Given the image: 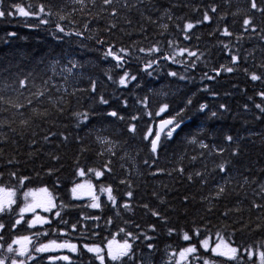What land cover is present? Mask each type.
I'll return each mask as SVG.
<instances>
[{
    "label": "trees",
    "instance_id": "16d2710c",
    "mask_svg": "<svg viewBox=\"0 0 264 264\" xmlns=\"http://www.w3.org/2000/svg\"><path fill=\"white\" fill-rule=\"evenodd\" d=\"M31 2L24 0L25 4ZM52 2L62 10L58 14H71L75 24L59 21L58 16L47 17L50 20L47 25L38 24L34 18L24 21L18 15L0 18V95L15 100L18 89L27 96L36 91L33 85H40L51 77L48 92L40 103L34 105L38 112L47 111V119L34 115L30 108L20 110L24 113L23 117L12 108L0 112V121H7L0 126V173L4 174L0 177V183L18 189L17 205L13 206L17 211L18 206L23 204L22 193L26 189L46 186L57 197V209L47 216L51 220L50 224L28 228L26 223H22L12 229L11 225L17 218L15 212L0 215V222L6 225L4 230H0L3 236L0 240V259H5V264H11L14 253H8L6 248L20 236H31L33 240L29 250L36 259L26 264H50L48 257L56 254L35 253V246L51 240L103 246L113 236L116 241L122 242L126 237L120 232L121 228L126 232L152 237L144 240L141 235L135 241L136 256L128 264H171V261H166L170 253L179 251L189 243L199 246V239L186 242L181 238V230L191 235L197 227L203 230V236H214L218 230L225 235L233 234L234 246H241V249L248 245L255 248L258 243L264 249V243H260L264 242V228L256 229L257 223L264 222L258 219L264 213L251 208L253 200L264 203V199L256 195L260 184H264V114L255 107L256 104L264 105V99L258 95L264 91V82L252 81L244 71L248 69L249 72L264 74V68L260 67L264 64V40L256 33L243 32L242 29L246 16L253 17L257 31L264 27L261 13L250 11L249 0H144L143 3L130 0L136 5L131 9L125 8L124 0H120L119 4L113 5L117 8L118 16L112 18L101 12V0H97L95 5L86 0V11L83 13L79 11L80 5H73L68 0ZM13 3H20V0H0V10H12ZM213 4L217 6L215 13L210 11ZM259 6L264 7V3ZM73 8L77 11L73 12ZM165 9L170 11L172 20H168L164 14ZM205 11L209 12L211 21L197 25L190 32L191 38L185 40L181 32L184 23L202 20ZM141 12L156 23L143 19ZM221 16L225 19L221 20ZM124 17L133 21L131 27L125 23ZM57 22L66 31L78 29L82 35L64 36L62 41H58L55 37L63 34L58 35L55 31ZM110 22H115L117 27L105 31ZM26 23L38 26L29 28L25 26ZM85 23L88 24L87 30L84 28ZM141 24L146 31H139ZM162 24H168L166 31L160 26ZM225 26L234 33L233 36L220 35L217 29L222 30ZM11 32L16 33V36H8ZM238 35L242 36L239 40L236 39ZM97 40L106 43L101 46ZM169 40L175 41L179 47L203 52L204 56L194 68L161 59L148 70L152 73L148 75L142 69L150 57L140 53L139 47L147 48L159 41L163 52H171ZM221 41L229 44L231 51L240 57V62L232 73L222 71L215 79L203 78L205 73L215 75L213 68H219L222 64L230 65L231 57L224 54L225 50L219 43ZM109 44H115L117 48H128L130 45L136 48L133 55L126 58L125 69L137 79L127 87L118 83L123 70L113 67L116 62L111 57L102 58ZM178 59L185 60L186 57ZM70 60L78 65L72 68L71 73L65 70L71 68ZM169 72H177L187 79L169 76ZM29 73L32 75L29 76ZM25 77L28 78V88L20 89L19 80ZM92 81L96 82L95 93L91 91ZM205 86L207 91L203 90ZM100 96L109 103L99 104L97 101ZM189 99L192 101L190 105ZM21 102L26 101L21 97ZM164 104L169 106L168 109L156 116L155 113ZM202 104L207 105L204 112L199 111ZM221 105H225L226 109H221ZM59 108L65 109L63 115L59 113ZM89 108L97 115L86 126L81 124L77 127V118L72 113ZM180 109H185L184 124L171 140L164 141L159 158L149 168L144 161L148 159L151 163L150 144L144 140V136L149 127L155 131L158 121L171 118ZM113 110L124 119L100 115ZM212 112H216L217 116L212 117ZM132 116L138 119L133 121ZM257 116L261 118L257 119ZM21 119H28L29 125H21ZM130 124H135V133L129 132ZM45 135H49L47 142L44 140ZM226 135L233 136V142H227ZM98 137L108 142L101 143ZM192 138L197 143H189ZM33 140L36 143L33 144ZM201 140L210 146L223 148L224 152L217 154L211 151V147L200 148L198 142ZM234 149L239 151L237 156L232 155ZM100 153L103 155H98ZM194 156L196 160L192 159ZM9 160L13 162L9 164ZM109 160L113 172L100 180L92 174L84 177L77 175L79 167L97 168ZM220 163L226 164L227 175L218 171L216 166ZM156 168L164 169V172L151 175ZM180 168L185 170L183 174L178 171ZM49 169L53 170L51 175L48 174ZM12 171L32 179L21 187L18 181L9 176ZM197 171L203 173L207 184L202 185L199 177L188 180V175ZM245 176L249 177L250 183L241 188ZM89 179L97 186V192L100 185H111L118 205L127 200L131 210L114 208L103 195L100 197V209L87 207L90 203L88 200L73 199L71 188ZM121 180L129 181L131 189L128 184H121ZM216 184H223L226 194L221 199H212V210L208 211L210 205L203 197L214 193ZM128 190L134 193L130 200L125 195ZM153 192L157 196H153ZM185 196L189 198L187 202L184 201ZM61 203L69 207L60 208ZM143 204L157 210L166 219L153 217L142 207ZM229 208L233 211L225 217L223 213ZM57 210L61 212V217L54 216ZM84 216L99 219H84ZM61 218L68 223H61ZM109 218L111 224L107 222ZM249 221L248 228L241 231L242 223ZM72 224L77 225L75 232L72 231ZM150 225H155V231L150 229ZM169 228L176 231L169 235ZM53 230H64L67 235H60L59 231ZM37 232L48 234L33 235ZM93 232L95 236L91 235ZM83 235H88L89 239L84 241ZM149 243L154 246L152 249L147 247ZM200 253L211 256L202 249ZM62 254L72 257L73 264H81V261L83 264H99L89 253L81 256L66 251ZM196 264H202V261Z\"/></svg>",
    "mask_w": 264,
    "mask_h": 264
},
{
    "label": "snow or ice",
    "instance_id": "6c2138e0",
    "mask_svg": "<svg viewBox=\"0 0 264 264\" xmlns=\"http://www.w3.org/2000/svg\"><path fill=\"white\" fill-rule=\"evenodd\" d=\"M73 5H80L79 11L85 12L86 11V0H68ZM88 3H91L95 5L97 3V0H87ZM144 0H137V3H143ZM227 2V0H225ZM120 0H101V12L107 13V15L111 16L112 18H116L118 16V11L116 7H113L115 4H119ZM261 3H264V0H249L250 4V11L254 12H260L262 17H264V7H260L259 5ZM23 5V6H22ZM136 5L134 3H130V0H124V7L125 8H134ZM54 9H58V5L53 3L52 0H32L31 3H24V0H20V3H13L12 10H9L7 12L0 10V18L5 16H20L24 18H34L38 20V24L47 25L50 23V20L47 19V17L50 16H58L59 21H68L70 24H75L74 17H71V14L65 15V14H58L59 11H62L58 9V11H54ZM77 11V9L73 8V12ZM210 11L212 13L217 12V6L215 4L211 5ZM164 14L167 16L168 20H172L173 17L168 9L164 10ZM141 17L145 20H147L149 23L155 24L156 21L153 20L150 16H145L143 12L140 13ZM235 15V14H233ZM212 17L209 15L208 11H205L203 14L202 20H197L194 23L191 21H186L183 25V28L181 29V32L183 33V38L185 40H189L191 38L190 32L192 29H194L197 25L210 22ZM221 20L225 19L224 16L220 17ZM125 23H127L130 27L133 25V21L131 19H128L127 17H124ZM26 27L32 28L37 27L38 25H32L30 23L25 24ZM165 31L168 29V24H162L160 25ZM117 24L115 22H110L109 26L105 29V31H111L112 29L116 28ZM84 28L88 29V24H84ZM243 32H252L256 33V35L260 36L262 40H264V35H261V33H264V27L260 28L259 31H257V26L253 22L252 16H246L243 19V25H242ZM220 33V35L225 37H231L234 35L232 31L229 30L227 26L223 27L222 30L217 29ZM55 31L57 33H62L63 36H57L55 39L58 41H62L64 36H81L82 32L80 30L75 31H66L65 27L57 22L55 24ZM139 31H146L143 24H141ZM128 35H131V33H127ZM163 35V33H161ZM8 36L15 37L16 33L11 32L8 33ZM242 36L238 35L236 36V39H241ZM145 39H147V36H145ZM97 43L103 46L106 41L104 40H97ZM220 46L225 50L224 54L231 57L230 65L222 64L219 68H213L212 72L215 73V75H210L208 73L204 74L203 78L212 80L216 77L221 75V72H227L232 73L234 70H236V66L240 62V57L237 54H234L228 43H224L223 41L219 42ZM136 42L133 41V45H135ZM133 45H130L128 48L125 47H119L117 48L115 44H109L106 50L102 53L103 59H108L111 57L113 61L116 63L114 64V68L123 70V75L119 78V85L123 87H127L128 84L131 81H134L137 79L136 76L131 75L130 73L125 69V65L127 63L128 57L132 56L133 53L136 51V48L133 47ZM168 47L172 49L171 52H163V49L160 46L159 41H157L155 44H152L151 46L145 48V47H139L138 51L140 53L145 54V56L150 57L146 63L143 65V71L147 72L148 75H152L151 72H149V69H152L154 65H157L161 59L169 61L171 63H180L184 64V66L187 67H195L196 62L204 56L203 52H199L198 50H191L188 47H179L175 41L169 40L168 41ZM162 53V55H160ZM178 57H186L185 60H180ZM194 57L195 59L189 60L187 58ZM139 58V57H137ZM245 59H247L245 57ZM58 63V61H57ZM69 63L71 64V68H66L65 70L69 73H71L72 68L77 67V62L74 60H70ZM260 67L264 68V64H261ZM245 73L249 76V78L252 81H261L264 82V74H257L255 72H249L248 69H244ZM32 74L29 73V76ZM169 76L172 77H179L181 80L187 79L186 76L181 75L177 72H169ZM109 79H112L111 76H109ZM28 78L25 77L24 79L19 80V88L20 89H27ZM51 82V77L48 79L43 80L42 84L40 85H33V87L36 88V91L30 92L29 95L25 96L24 92H20L18 89L16 90L18 95L15 100L13 99H6L5 96L0 95V106L6 105L7 107H0V112L8 111V108L15 109L17 113L20 114L21 117H23L24 113L20 112L21 109H31V112L34 115H40L42 117H45L47 119L48 113L47 111L38 112L37 108L34 106L37 103H40L42 101V98L46 95L48 92V87ZM115 82V81H113ZM53 87L55 85H52ZM204 91H207V86L203 89ZM91 91L95 93L96 91V82L92 81ZM258 95L264 99V91H261L258 93ZM21 97L26 102H21ZM101 105H107L109 101L105 99L103 96L99 97V100L97 101ZM146 103V101H145ZM192 103L191 99L188 100V104L190 105ZM168 105L164 104L160 107L159 111L155 113L156 116H160L161 113H164L168 109ZM187 107V106H186ZM221 109H226L225 105L220 106ZM247 108V106H245ZM255 107L259 109V112L261 114H264V105L262 104H256ZM207 108V105L202 104L199 108L200 112H204ZM59 113L61 115L64 114L65 109L59 108ZM184 112L185 109H180L179 112H177L174 116L168 119H162L160 121L158 129L154 131L152 127H149L147 134L144 136V140L149 141L150 147L149 152L151 153V163L148 159L144 161V164L148 166L149 168H152L156 160L159 158V150L163 146L165 140H171L174 135L178 132L179 129H181L182 125L184 124ZM74 117L77 118V127H80L81 124L87 125L88 122H90L91 118L97 113L89 108L88 110H85L83 112H74L72 113ZM100 115H107L109 117H116L119 119H124L123 117H118L117 111H108L107 113H100ZM149 116H151V113H148ZM212 117H216L217 113L212 112ZM260 116H257V119H260ZM131 119L133 121L137 120V116H132ZM7 123V121H0V126ZM21 125L27 126L29 125L30 121L28 119H21L20 120ZM129 132L135 133L136 126L135 124H130L128 128ZM15 131V129H13ZM55 135V134H50ZM65 140L68 139L67 136L64 137ZM79 139V137L77 138ZM44 140L47 142L49 140V135L44 136ZM98 140L101 143H105L108 141H105L98 137ZM225 140L229 143L233 142L234 137L231 135H226ZM32 143H36L35 140L32 141ZM189 143H197V140L195 138H192ZM199 147L202 149H209L211 147V151H215L217 154H222L224 152L223 148H216L215 146H210L206 143H204L202 140L198 142ZM83 151V149H82ZM211 151L209 154H211ZM239 154L238 149H234L232 151L233 156H237ZM98 155H103V153H100ZM114 155V153H113ZM203 155V153L201 154ZM53 159H59L58 157H53ZM193 160H196L197 157H192ZM13 161L9 160L8 163L11 164ZM218 171L220 173H224L227 175V168L225 163H220L216 166ZM178 171L183 174L184 169L180 168ZM53 172L52 169H49L48 174L51 175ZM113 172V169L111 167V161H106L103 163L100 167L97 168H83L79 167L77 170V175L80 177H84L88 174H92L95 176L97 180H100L101 177H104L105 175L111 174ZM164 172V169L156 168L154 171L151 172V175H159ZM3 173H0V177H3ZM39 175V174H37ZM168 175H171V173H168ZM9 176L13 179L18 181L19 185L21 187L25 186L26 181H30L32 178L29 176H20L18 175L17 171H12L9 173ZM194 177L200 178V183L207 184L208 181L204 178L203 173L197 171L194 174L190 173L188 175V180L192 181ZM252 183H255V181H251ZM121 184H128L129 189H131V184L129 181L121 180ZM225 183H228V181H225ZM250 180L249 177L245 176L243 178V184L240 185L241 188L244 187V185L249 184ZM58 186V182H57ZM215 192L210 194V196L203 197L205 201L208 202L210 207L208 208V211L212 210L211 202L212 199H221L226 194V188L223 184H216L215 185ZM73 199H83L84 197H88L90 199V203L87 204V207L92 209H100L102 207V204L100 202V197L103 194L107 195V201L111 203V205L116 207H122L125 210H131V206L127 200H125L122 204L117 203V197L113 194L114 189L111 185L99 186V192H97V186L94 185L91 181V179L85 181L84 183H76L74 187L71 188ZM17 193L18 189L16 187H6L3 183H0V215L13 213L16 214L15 222L12 223L11 228L16 229L18 225H21L22 223H26L28 228H33L37 224L44 225V224H50L51 220H49L47 217H43L37 213V209H41L44 212H53L54 209H57V203L56 199L57 197L49 191L48 187H40L37 189H26L22 193V199H23V205L18 206V211L14 209V205H17ZM125 195L129 198V200L133 197L134 193L131 190H128ZM256 195L260 196L261 199H264V184H260L259 186V192L256 193ZM153 196H157V193L153 192ZM188 197H184V201H188ZM69 205L60 204V208H67ZM142 207L147 209L153 217H158L162 220H165V217H162L160 212H158L155 209L149 208V205L143 204ZM252 209L260 210L262 213H264V203H257L256 200L252 201L251 204ZM236 211H239V209H235ZM233 209L229 208L227 209L223 215L227 217L229 213H231ZM26 213H32V219L25 220V214ZM55 217H61V212L59 210L55 211L54 213ZM84 219H99V217H89L84 216ZM258 219H261L264 221V215L262 217H258ZM109 224L112 223L111 218L107 221ZM239 222V221H235ZM61 223L67 224L68 221L63 220L61 218ZM249 223H242L241 231L248 228ZM6 225L3 222H0V230H4ZM139 227V225H137ZM152 231H155V225L149 226ZM72 231L75 232L77 225L72 224L71 225ZM264 228V222L257 223L256 229ZM255 230V229H253ZM53 231H59L60 235H67V232L64 230H53ZM176 230L173 228L168 229L169 235H171ZM120 232L125 234V239L121 241H116L115 236L111 240H109L105 245H97V244H89L87 242H84L80 245H77L76 243H72L69 240H64L61 242H57L56 240H51L48 243H42L39 244V246L34 247L35 253H46L51 251H58V250H67L68 252H71L73 254H79L81 256L84 255V253L92 254L95 261H98L99 264H128L129 261H133V257L136 256V253L134 251V244L135 241L141 238V235L143 236L144 240H150L152 237L147 236L146 234L137 235L132 232H126L124 228L120 229ZM182 236L181 238L186 241H193L194 239H199V246H197L196 243H189L186 247L181 248L178 252H174L172 255L176 257L175 264H196V262L202 261V264H264V249L260 247V244L258 243L255 248L253 245H248L246 248L241 249V246H234V240H233V234L225 235L221 231H216L214 236L208 235L203 236V230L201 228H194L192 230V234L190 235L189 232L181 230ZM47 232L44 233H34L33 235L39 236V235H47ZM92 236H95L96 233L93 232L91 234ZM203 236L202 239L200 237ZM3 239V236L0 235V240ZM82 239L84 241H87L89 239L88 235H83ZM33 240L31 236H20L16 239H13L11 243L7 245L6 251L8 253H14V256L11 258V264H26L27 261H34L36 259L35 256L32 255V253L29 250V246L32 245ZM264 243V242H260ZM13 245H17L18 247H13ZM149 249H152L154 246L149 243L147 245ZM200 249H203L204 253H211V256H205L200 253ZM246 256V260H245ZM17 257H20L21 259H17ZM213 257H219L221 259H213ZM255 258V259H254ZM50 264H55L56 261H65L67 264H73L72 257L68 255H59V256H49L48 257ZM171 259V257H170ZM0 264H5V259H0ZM81 264H83V261H81ZM142 264V262H141Z\"/></svg>",
    "mask_w": 264,
    "mask_h": 264
},
{
    "label": "rangeland",
    "instance_id": "374dc122",
    "mask_svg": "<svg viewBox=\"0 0 264 264\" xmlns=\"http://www.w3.org/2000/svg\"><path fill=\"white\" fill-rule=\"evenodd\" d=\"M23 19H24V21H29V19L30 18H24L23 17ZM58 35H61V33H58ZM84 183V182H83ZM71 195H72V192H71ZM103 196L104 197H106L107 198V195L106 194H103ZM73 197V196H72ZM84 200H88V202H91L90 201V199L88 198V197H84L83 198ZM77 200H81V199H77ZM23 205V204H22ZM21 205V206H22ZM37 211V213L39 214V215H41V216H43V217H47L50 213L49 212H44V211H42L41 209H37L36 210ZM32 213H26L25 214V218L27 217L28 218V220L29 219H32ZM48 218V217H47ZM39 226H42V225H39V224H37L35 227H39ZM35 227H33V228H35ZM14 246H16V247H18L17 245H14ZM203 250V249H202ZM67 250H58V251H51V252H46V253H48V254H50V253H52V254H56L55 256H59V255H63L62 254V252H66ZM178 252V251H177ZM174 253V252H173ZM173 253H170L167 257H166V261H168V262H170L171 261V264H175V259H176V257L175 256H173L172 254ZM211 254V253H210ZM170 257H171V259H170ZM217 259H221V258H219V257H216ZM55 264H67V262H65V261H56L55 262Z\"/></svg>",
    "mask_w": 264,
    "mask_h": 264
},
{
    "label": "water",
    "instance_id": "95a60500",
    "mask_svg": "<svg viewBox=\"0 0 264 264\" xmlns=\"http://www.w3.org/2000/svg\"><path fill=\"white\" fill-rule=\"evenodd\" d=\"M166 119H168V118H166ZM160 121H161V120H160ZM160 121H158V122L156 123L155 130L158 129L159 124H160Z\"/></svg>",
    "mask_w": 264,
    "mask_h": 264
}]
</instances>
